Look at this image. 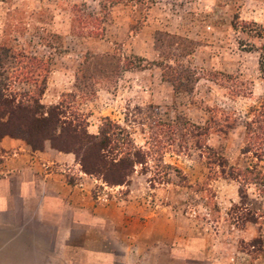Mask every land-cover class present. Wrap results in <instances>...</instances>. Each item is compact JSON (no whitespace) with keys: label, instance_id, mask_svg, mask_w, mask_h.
I'll use <instances>...</instances> for the list:
<instances>
[{"label":"rangeland","instance_id":"374dc122","mask_svg":"<svg viewBox=\"0 0 264 264\" xmlns=\"http://www.w3.org/2000/svg\"><path fill=\"white\" fill-rule=\"evenodd\" d=\"M0 46V88L33 91V55L41 102L90 133L110 118L144 156L112 184L5 136L23 148L0 146V264H264V0H0ZM40 169L73 212L22 193Z\"/></svg>","mask_w":264,"mask_h":264},{"label":"trees","instance_id":"16d2710c","mask_svg":"<svg viewBox=\"0 0 264 264\" xmlns=\"http://www.w3.org/2000/svg\"><path fill=\"white\" fill-rule=\"evenodd\" d=\"M5 53H8V48L0 46V61ZM18 62L25 69L27 79L35 82L34 89L30 92L15 91L2 83L0 139L5 136L22 138L33 150H42L44 141L47 140L54 149L74 153L85 172L101 174L108 183L125 182L133 172L134 165L142 162L144 158L141 149L134 145L129 131L104 117L97 133H90L87 130V121L79 114L69 111L70 104L63 98L49 105L41 102L46 89V77H42L37 84L38 75H32L41 68L39 59L33 55H19ZM130 67L132 66L128 65L127 68ZM175 78L170 77L169 80L174 83ZM250 135L253 142H257L252 152L257 159H262L264 125L259 123L253 127ZM250 180L256 184L259 182L260 192L264 193V172L256 166L252 167Z\"/></svg>","mask_w":264,"mask_h":264},{"label":"crops","instance_id":"0c3cea01","mask_svg":"<svg viewBox=\"0 0 264 264\" xmlns=\"http://www.w3.org/2000/svg\"><path fill=\"white\" fill-rule=\"evenodd\" d=\"M0 146L3 148H11L13 151H15V155H18L17 152L20 148H23V145L18 142V140H14L11 138H2L0 140ZM17 147L18 150L15 149ZM24 149H27V146H24ZM36 153V152H35ZM40 154V155H39ZM39 154H36V156L39 155L40 158H44L46 162H62V161H68L69 163L72 161L73 162V157L71 154H64L62 152H58L54 149H52L48 144L44 146V149L42 152H39ZM21 158H25V154H19ZM30 155V154H29ZM28 155V156H29ZM38 186L40 187V194L42 197V201L44 202L45 205H47L48 202H55V203H60V206L64 207H70L73 212V207L72 205L67 202L65 199L66 197V190L64 186L59 183V180H57V177L53 170L49 169H40L39 173H35L33 177H31L28 180H23L20 183V190L23 191L22 193L28 194L30 192L31 187ZM71 195V194H70ZM4 200V199H3ZM42 202V203H43ZM41 203V204H42ZM62 207V208H64ZM168 222V220H167ZM170 233V232H169ZM173 235V233L167 234V236ZM199 241V239H198ZM196 248V249H195ZM195 249V250H194ZM192 250L199 252L203 251L201 250V246L194 245V248ZM204 253V251H203Z\"/></svg>","mask_w":264,"mask_h":264}]
</instances>
